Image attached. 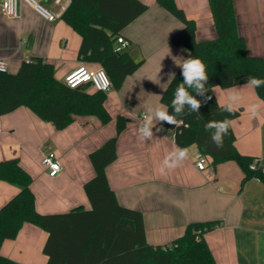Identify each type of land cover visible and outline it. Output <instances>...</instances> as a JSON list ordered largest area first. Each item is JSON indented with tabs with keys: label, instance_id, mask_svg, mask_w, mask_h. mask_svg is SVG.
Here are the masks:
<instances>
[{
	"label": "crops",
	"instance_id": "obj_1",
	"mask_svg": "<svg viewBox=\"0 0 264 264\" xmlns=\"http://www.w3.org/2000/svg\"><path fill=\"white\" fill-rule=\"evenodd\" d=\"M56 15L48 21L22 3L20 16L7 18L0 12V59L8 72L18 71L22 61L40 56L53 63L56 76L63 77L82 63L78 57L81 36L61 17L71 0H40ZM147 9L128 23L121 35L130 44L126 50L136 61L137 70L121 88L107 92L106 107L112 119L102 123L96 116H76L64 129L40 119L27 107L0 115V161L18 158L32 175L31 189L36 209L43 214L65 213L79 206L91 208L84 184L94 175L91 151L116 133L119 114L129 119L118 136L117 158L106 167L110 187L122 206L142 212L146 239L165 245L181 236L194 221L218 220L205 233V240L217 264H264V182L251 178L243 182L244 171L235 160L209 169L196 165L198 147L179 146L163 121H152V138L141 139L139 129L149 108L166 106L161 96L188 54L171 37L183 23L158 0H140ZM196 23L198 40L217 35L209 0H176ZM240 33L250 54L264 57V0H236ZM89 68H99L86 64ZM220 105L229 102L231 90L239 93L235 109L241 115L232 120L239 152L260 157L264 169V100L255 85L214 87ZM259 105L252 117L250 105ZM167 110V109H166ZM187 149L181 160L178 150ZM53 151L63 169L51 177L42 164V154ZM20 190V186L0 180V208ZM48 232L25 223L15 238L5 239L0 252L19 264H48L44 247Z\"/></svg>",
	"mask_w": 264,
	"mask_h": 264
},
{
	"label": "trees",
	"instance_id": "obj_2",
	"mask_svg": "<svg viewBox=\"0 0 264 264\" xmlns=\"http://www.w3.org/2000/svg\"><path fill=\"white\" fill-rule=\"evenodd\" d=\"M236 0H209L217 35L198 40L196 23L176 0H158L159 4L182 21L171 42L188 49L185 59L199 58L205 64L207 83L203 95L188 87L187 91L201 101L197 111L185 104L177 114L172 105L174 93L184 77L179 67L161 96L170 115L183 123H166L181 147L195 144L198 150L216 164L235 160L244 171L243 182L255 178L264 182V169L255 157L243 154L235 146L232 125L223 135V147L213 141L216 129L209 122L233 120L242 109L228 113L214 94V87L229 88L248 83L250 77L264 79V57L250 54L246 38L240 33ZM147 9L140 0H71L62 19L81 36L78 57L82 63L95 64L106 70L112 86L121 88L125 79L141 65L126 50H117L122 29ZM184 59V60H185ZM183 63V62H182ZM264 100V84L255 85ZM107 92L89 88H72L57 78L53 63L40 56L24 59L17 72H0V115L27 107L40 119L64 129L76 116H96L108 123L112 116L105 103ZM211 97V99H206ZM129 119L119 114L116 133L89 154L94 175L84 184L91 208L79 206L65 213L43 214L36 209L31 189L32 175L18 158L0 161V180L20 186V190L0 208V247L5 239L15 238L25 223L37 225L49 234L44 247L48 264H217L205 240V233L218 220L194 221L184 233L165 245H152L146 239L141 211L122 206L109 185L106 167L117 158V139ZM0 264H19L0 252Z\"/></svg>",
	"mask_w": 264,
	"mask_h": 264
},
{
	"label": "clouds",
	"instance_id": "obj_3",
	"mask_svg": "<svg viewBox=\"0 0 264 264\" xmlns=\"http://www.w3.org/2000/svg\"><path fill=\"white\" fill-rule=\"evenodd\" d=\"M182 69V76L184 77L182 83L178 85L174 93V99L172 100V105L177 114L182 112V108L185 104L189 105V111H197L201 107V101L197 100L195 96L191 95L185 85L188 87H193L194 91L203 95L206 91L204 84L208 81V76L206 74V66L199 58H192L191 55L189 58L185 59L182 64H179ZM101 77L104 79V83L107 84V78L101 73ZM170 77H175V73H170ZM249 85H261L264 84V79H259L256 77H250L248 81ZM206 99H211V97H207ZM239 93L235 90H231L229 96V102L224 106L225 110L232 114L235 111L237 103L239 101ZM259 105L253 104L250 105L248 111L252 117L258 115ZM167 122L168 124L178 126L183 123V121L178 120L176 116L170 115L164 106H156L154 108H149L148 112L144 116V124L140 127L139 131L142 134L141 139L144 138H152V121L153 120ZM232 120L225 119L222 122L212 121L209 122L205 126V130L208 128H215L216 133L213 136V141L218 148L223 147V135H227V130L231 126ZM178 158L184 160L187 158L188 151L187 149L178 150L176 153ZM253 170H255L252 166H250Z\"/></svg>",
	"mask_w": 264,
	"mask_h": 264
},
{
	"label": "built area",
	"instance_id": "obj_4",
	"mask_svg": "<svg viewBox=\"0 0 264 264\" xmlns=\"http://www.w3.org/2000/svg\"><path fill=\"white\" fill-rule=\"evenodd\" d=\"M24 3L30 6L38 15L48 21H54L56 15L52 13L40 0H0V12L7 18L19 17L20 7ZM130 42L122 35L118 37L117 50H124L128 47ZM0 72H8L7 63L0 59ZM101 73L107 78L108 83H104V79L101 77ZM64 82L72 88L79 87L84 83H89L93 89L108 92L112 88V80L105 69L97 68L92 69L81 63L77 67L71 69L64 76ZM145 116V115H144ZM170 130V129H169ZM171 131V130H170ZM264 157V154H263ZM209 156L201 153H197L196 165L200 170L209 169ZM260 157H255L252 167L259 163ZM42 164L48 170V174L51 177H56L63 169L60 160L57 155L49 150L42 154Z\"/></svg>",
	"mask_w": 264,
	"mask_h": 264
},
{
	"label": "water",
	"instance_id": "obj_5",
	"mask_svg": "<svg viewBox=\"0 0 264 264\" xmlns=\"http://www.w3.org/2000/svg\"><path fill=\"white\" fill-rule=\"evenodd\" d=\"M80 88H89L90 84L89 83H84L82 85L79 86Z\"/></svg>",
	"mask_w": 264,
	"mask_h": 264
},
{
	"label": "rangeland",
	"instance_id": "obj_6",
	"mask_svg": "<svg viewBox=\"0 0 264 264\" xmlns=\"http://www.w3.org/2000/svg\"><path fill=\"white\" fill-rule=\"evenodd\" d=\"M63 79H64V77H63ZM92 89H93V87H92V86H90V91H92Z\"/></svg>",
	"mask_w": 264,
	"mask_h": 264
}]
</instances>
